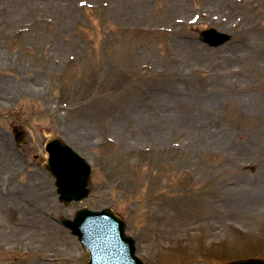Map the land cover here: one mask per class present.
Returning a JSON list of instances; mask_svg holds the SVG:
<instances>
[{"label":"rangeland","instance_id":"obj_1","mask_svg":"<svg viewBox=\"0 0 264 264\" xmlns=\"http://www.w3.org/2000/svg\"><path fill=\"white\" fill-rule=\"evenodd\" d=\"M50 136L92 168L82 202L58 201ZM84 207L144 264L264 259V0H0V264H86L59 221Z\"/></svg>","mask_w":264,"mask_h":264},{"label":"water","instance_id":"obj_2","mask_svg":"<svg viewBox=\"0 0 264 264\" xmlns=\"http://www.w3.org/2000/svg\"><path fill=\"white\" fill-rule=\"evenodd\" d=\"M200 39L211 46H219L227 41L229 36L217 33L213 37L210 36L209 32H206L200 35ZM46 151H48L50 159L45 168L56 178L57 192L61 195L60 200L68 204L71 200L79 201L85 198L88 194L86 187L89 180L88 166L85 161L60 140L54 138L48 142ZM107 211L92 213L81 210L77 212L73 221L63 218L60 221L78 234L84 245H87V241L84 239V231H89L88 229L96 230L98 234H105L112 239L114 250L110 252L108 257L115 264H140L133 256V242L123 235V224ZM100 219L105 220L106 224L100 223ZM105 225L110 229L107 230ZM93 245L91 246L95 247ZM230 264H264V260H246Z\"/></svg>","mask_w":264,"mask_h":264},{"label":"bare ground","instance_id":"obj_3","mask_svg":"<svg viewBox=\"0 0 264 264\" xmlns=\"http://www.w3.org/2000/svg\"><path fill=\"white\" fill-rule=\"evenodd\" d=\"M170 220L171 221H173V219L172 218H170ZM150 222V221H149ZM148 224V223H147ZM145 227L147 228V229H149L150 228V225L148 224V225H145ZM161 232L162 231H160L159 233H154V238H155V243H156V245L158 244V247H160V248H162V249H168V248H170L171 247V245H172V243L170 242V241H167V244L166 245H163V242H165L164 241V238L165 237H163V234H161ZM149 234L152 236V234L150 233V231H149ZM163 237V238H162ZM166 246L168 247V248H166ZM157 249H159V248H157ZM115 264V263H114Z\"/></svg>","mask_w":264,"mask_h":264}]
</instances>
